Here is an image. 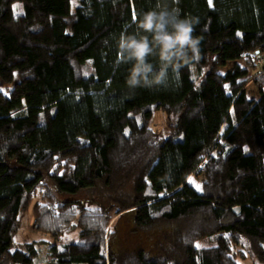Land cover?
<instances>
[{
	"label": "trees",
	"instance_id": "16d2710c",
	"mask_svg": "<svg viewBox=\"0 0 264 264\" xmlns=\"http://www.w3.org/2000/svg\"><path fill=\"white\" fill-rule=\"evenodd\" d=\"M156 2L0 0V264H37L26 211L50 264H264V0H178L199 60L130 90L114 37Z\"/></svg>",
	"mask_w": 264,
	"mask_h": 264
},
{
	"label": "clouds",
	"instance_id": "9594fccd",
	"mask_svg": "<svg viewBox=\"0 0 264 264\" xmlns=\"http://www.w3.org/2000/svg\"><path fill=\"white\" fill-rule=\"evenodd\" d=\"M178 0H157L141 10L131 30L114 37L116 62L127 64L125 83L128 89L165 86L184 65L200 58L199 35H194L199 17L181 14ZM37 264H50L46 254Z\"/></svg>",
	"mask_w": 264,
	"mask_h": 264
},
{
	"label": "rangeland",
	"instance_id": "374dc122",
	"mask_svg": "<svg viewBox=\"0 0 264 264\" xmlns=\"http://www.w3.org/2000/svg\"><path fill=\"white\" fill-rule=\"evenodd\" d=\"M35 4L39 3V0H33ZM73 8V3H72V7ZM15 11L16 13L20 12L21 10L17 8V6H15ZM3 68V71L0 69V88L5 89L6 87H21L22 84H24V81H22L19 77L14 76L13 74L11 75V73L9 74V72L7 70H5L4 68H9L11 66L3 64L1 65ZM228 67H230V65L222 67L221 70L225 71ZM1 68V67H0ZM13 73V71H12ZM246 89L248 91L249 96L251 97H255L257 96V89L254 87V84L252 82H249L246 84ZM167 116L164 112H157L155 117H154V121H155V127L158 128L159 130H166L167 129ZM245 127V126H243ZM249 128V127H248ZM167 131V130H166ZM245 131L247 132V135L249 134L248 129L245 127ZM249 137V135H248ZM250 139V138H249ZM191 175V174H190ZM199 184L197 186L198 190H201V183L204 180V176L203 175H199L198 177H196ZM32 222V213L31 211H26L24 213H22L21 215V226L17 232V234L15 235V239L17 241H24V240H28V241H37L38 245L43 248L42 252L40 254V257L42 256V254H45V250L47 245L52 241V238L50 237V235L41 233V232H34L31 231L30 229V225ZM68 238H75L76 237V232H72L68 235ZM205 241H202V243ZM39 257V258H40ZM239 261L242 264H255L254 260L252 257H250L249 255H247V257L245 258H239Z\"/></svg>",
	"mask_w": 264,
	"mask_h": 264
},
{
	"label": "snow or ice",
	"instance_id": "6c2138e0",
	"mask_svg": "<svg viewBox=\"0 0 264 264\" xmlns=\"http://www.w3.org/2000/svg\"><path fill=\"white\" fill-rule=\"evenodd\" d=\"M209 3H211V0H209Z\"/></svg>",
	"mask_w": 264,
	"mask_h": 264
}]
</instances>
